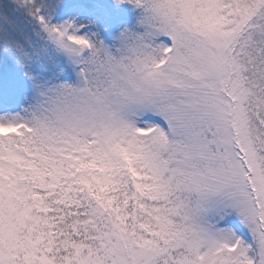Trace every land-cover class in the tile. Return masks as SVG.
<instances>
[{
	"label": "snow or ice",
	"instance_id": "6c2138e0",
	"mask_svg": "<svg viewBox=\"0 0 264 264\" xmlns=\"http://www.w3.org/2000/svg\"><path fill=\"white\" fill-rule=\"evenodd\" d=\"M0 264H264V0H0Z\"/></svg>",
	"mask_w": 264,
	"mask_h": 264
}]
</instances>
